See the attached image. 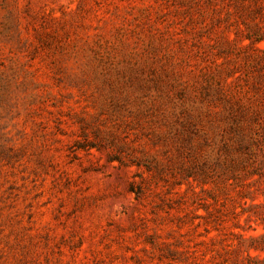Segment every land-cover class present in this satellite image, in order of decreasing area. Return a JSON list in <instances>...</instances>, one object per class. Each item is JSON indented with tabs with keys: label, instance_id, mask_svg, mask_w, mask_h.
Returning a JSON list of instances; mask_svg holds the SVG:
<instances>
[{
	"label": "rangeland",
	"instance_id": "374dc122",
	"mask_svg": "<svg viewBox=\"0 0 264 264\" xmlns=\"http://www.w3.org/2000/svg\"><path fill=\"white\" fill-rule=\"evenodd\" d=\"M263 174L251 0H0V264H258Z\"/></svg>",
	"mask_w": 264,
	"mask_h": 264
},
{
	"label": "trees",
	"instance_id": "16d2710c",
	"mask_svg": "<svg viewBox=\"0 0 264 264\" xmlns=\"http://www.w3.org/2000/svg\"><path fill=\"white\" fill-rule=\"evenodd\" d=\"M252 1V3L254 4V8L255 9H257V10H259V11H262V10H264V0H251ZM262 38H260L259 40H261ZM247 142L246 141H244V139H242V140H238V144H236V147L237 148H240V147H243V146H247ZM264 175V174H263ZM227 178L228 179H230V178H236L234 175H233V177H230L229 175H227ZM257 205V204H256ZM258 237L259 238H261L263 241V243L261 244V245H255V247L254 248H259V249H261V250H264V234H262L261 236H253V238L252 239H254V240H256V239H258ZM249 257L250 258H252V257H254V256H252L251 254L249 255ZM257 262H258V264H264V257H261L260 258V256H258V258H257Z\"/></svg>",
	"mask_w": 264,
	"mask_h": 264
}]
</instances>
